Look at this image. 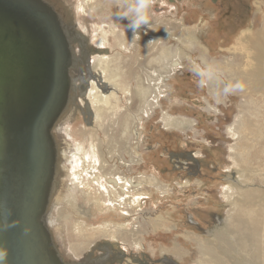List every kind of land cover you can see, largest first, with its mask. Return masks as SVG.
I'll return each instance as SVG.
<instances>
[{"label": "rangeland", "instance_id": "obj_1", "mask_svg": "<svg viewBox=\"0 0 264 264\" xmlns=\"http://www.w3.org/2000/svg\"><path fill=\"white\" fill-rule=\"evenodd\" d=\"M43 1L67 33L69 93L79 116L74 121L64 111L51 129L55 171L60 159L65 174L58 194L48 197L51 238L63 261L210 264L201 247L227 236L232 212L252 211L264 200V181L255 180L264 177V167L236 162L247 156L256 160L253 148L236 146L243 133L251 136L239 117L251 112V98L264 104V93L243 81L245 91L217 104L214 88H198L190 68L193 62L215 63L225 81H235L264 64L253 44L260 34L264 48V0H246L251 10L245 21L234 0L229 10L220 6L223 0H153L152 29L135 40L129 21L116 17L125 0ZM104 56L93 72L107 71L118 85L113 108L101 120L91 111L102 112L103 105L88 108L78 87ZM74 153L81 157L77 190ZM258 184L263 187L256 189ZM246 190L259 195L252 205L243 201Z\"/></svg>", "mask_w": 264, "mask_h": 264}, {"label": "water", "instance_id": "obj_2", "mask_svg": "<svg viewBox=\"0 0 264 264\" xmlns=\"http://www.w3.org/2000/svg\"><path fill=\"white\" fill-rule=\"evenodd\" d=\"M72 58L43 0H0V252L3 264H64L42 215L57 166L51 129Z\"/></svg>", "mask_w": 264, "mask_h": 264}, {"label": "bare ground", "instance_id": "obj_3", "mask_svg": "<svg viewBox=\"0 0 264 264\" xmlns=\"http://www.w3.org/2000/svg\"><path fill=\"white\" fill-rule=\"evenodd\" d=\"M57 16L59 18L58 14H57ZM59 21L61 22L60 18H59ZM62 24L63 23H61V25ZM62 28H64L63 25H62ZM63 32L65 33V36L67 37V33L65 31V28L63 29ZM262 35H264V32ZM259 36H260V34H257V38L254 40L253 44H254V48L257 49V54L262 59V56H264V48L259 43ZM79 41H81V40H79ZM101 44L102 43L100 42V45ZM96 61H97V64L95 63V65H91L92 68L88 70L89 74H88V76H86L84 78L83 86H79L78 88L82 90V93L84 95H86L85 97H87V99H86L85 103H86V105H89L88 108L92 109L93 105L97 104V103L103 105V111L102 112L100 109H97L98 111L93 112V109H92L91 114L96 119L105 120L104 112L106 110L110 111L113 108L112 98L116 99V94L114 92L115 91L114 89H115V86H117L118 84L116 83V81H117L116 78H114L111 75H108L107 71H105V70L101 69V70H99L98 73H96L97 71L95 73L93 72V70H94L93 67L100 68V65L106 61L105 56L104 57H98L96 59ZM262 61H263V59H262ZM110 67H112V66H110ZM90 77H92L91 82H89V80H88V79H90ZM239 80L244 81L246 83H249L251 85L252 89H254V91H261L264 93V64H261V66L258 65L257 67H254L248 73H247V70L244 71L243 76H240ZM251 101L253 102V105L250 107L251 112L249 113L248 111H245L243 113V116L239 117V118H241L242 125L246 127V131H248V133L251 136H249L248 134H245L246 133L245 131H244L245 133H243L242 130L239 131V132H242L244 134V136L241 139H239V143L236 146L240 147V148H238V150H240V151H245L246 149H248L250 147L253 148L254 149L253 153H254V156L256 157V160H254V161L250 160V158H248V156H247V157H243L242 160L237 159L236 162H237V165L240 167H245V166H249V165H251V167L254 165H257L259 167H261V166L264 167V150H263V145H264V104H263L262 99H260V98H255V99L251 98ZM121 107H123V106H121ZM245 108H247V107H245ZM64 111H66L65 115H67V117L69 119L71 118L72 120L74 119V121H77V119L79 117L77 114L78 105L76 106L74 103L73 93H71V94L69 93L66 106L63 108L61 113L62 112L64 113ZM83 111H84V109H83ZM127 119H128V117L126 118V121H127ZM239 121H240V119H239ZM124 124L126 125L127 122H124ZM124 126H122V127H124ZM241 127L242 126H239V128H241ZM237 136H239V135L237 134ZM66 150L67 149L65 148V151ZM72 152H73V150H72ZM69 153H71V152H69ZM56 154H58L57 149H56ZM77 156H78V160H77ZM73 158H75V161L71 160V163L73 165L72 169L74 170L73 171L74 179L72 181H74L73 186L76 189L77 188V182H78L77 180H79L80 176H79V173L77 172V170L75 171V169H76V167H78L77 161H81V157L77 153L76 154L74 153ZM86 160H88V159H86ZM61 163H62V161L60 162V159H59V161H58V169H59L58 171L59 172H58V174H56V171H55V175H54L55 177L51 183L49 195H51V193H54V192L56 194H58L59 189L62 188L64 183H65V179H64L65 174L63 173V170H62L63 165H61ZM56 169H57V167H56ZM255 180L259 183L260 181H264V177L258 176ZM261 187H263V186L259 185V184L256 185V189L261 188ZM263 189H264V187H263ZM249 190H251V188ZM243 195H244V199L242 198L243 201L250 202L251 205L253 203L252 202L253 200L255 202L256 199L258 200V198H259L258 194L256 196H253L254 193H249L248 190H246ZM51 207H52L51 204H47L45 212L42 215V222L49 232L48 235L50 237V241H51L50 244H51V248L53 249V253L56 255H59L58 259L63 261L64 260V257H63L64 254L62 253L60 246H58L57 243L55 242V240L53 241L51 238L52 237L51 235L54 233L53 230H55V228L53 229L54 223H53V219L51 217V214H52V211H50ZM251 210L252 211H244L243 208H240L237 211L232 212L230 214V218H229V223L231 225V227H230L231 231L230 230L227 231V229L224 231V233L229 232L226 234L227 236L222 235V234L218 235V241L213 242V243L207 242L205 245H203L201 247L202 254L206 255V257L204 258L205 263H210V264H264V218H263L264 217V200H263V202L260 203L259 208H252ZM55 222L58 223V221H55ZM62 228H64V227H62ZM51 229H53V230H51ZM67 230H68V228H67ZM69 230H70V227H69ZM68 238L69 237H67V239ZM72 250H74V252L76 253L77 252V245L73 246ZM63 262H64V264H67L66 263L67 261L66 262L63 261Z\"/></svg>", "mask_w": 264, "mask_h": 264}, {"label": "clouds", "instance_id": "obj_4", "mask_svg": "<svg viewBox=\"0 0 264 264\" xmlns=\"http://www.w3.org/2000/svg\"><path fill=\"white\" fill-rule=\"evenodd\" d=\"M153 0H125L123 6L116 12L119 19H127V28L133 32L135 40L140 32L152 29L150 9ZM200 89L214 88V99L217 104L222 103L227 97L245 91L246 85L241 80L225 81L220 68L215 63L202 61L193 62L190 68ZM6 254L0 252V264H3Z\"/></svg>", "mask_w": 264, "mask_h": 264}, {"label": "flooded vegetation", "instance_id": "obj_5", "mask_svg": "<svg viewBox=\"0 0 264 264\" xmlns=\"http://www.w3.org/2000/svg\"><path fill=\"white\" fill-rule=\"evenodd\" d=\"M231 1L232 0H223V1H221V3H220V6L221 7H223L224 8V10H229V5H230V3H231ZM235 1V3H237V6L239 7V8H241V11H242V18L244 19V21L247 19V16H245V12H247V10L248 11H250L251 9V6H250V4H248V1H246V0H234ZM44 2V1H43ZM46 3V2H45ZM237 7V8H238ZM233 8H235V7H232V9ZM236 9V8H235ZM236 12H238L237 10H236ZM241 14H239V15H241Z\"/></svg>", "mask_w": 264, "mask_h": 264}]
</instances>
